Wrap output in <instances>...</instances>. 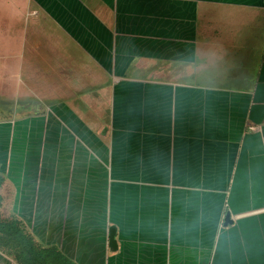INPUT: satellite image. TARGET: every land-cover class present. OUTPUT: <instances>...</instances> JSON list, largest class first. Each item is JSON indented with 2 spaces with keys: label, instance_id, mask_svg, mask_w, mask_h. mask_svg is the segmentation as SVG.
I'll return each instance as SVG.
<instances>
[{
  "label": "crops",
  "instance_id": "obj_1",
  "mask_svg": "<svg viewBox=\"0 0 264 264\" xmlns=\"http://www.w3.org/2000/svg\"><path fill=\"white\" fill-rule=\"evenodd\" d=\"M0 100L2 206L42 247L264 264V0H0Z\"/></svg>",
  "mask_w": 264,
  "mask_h": 264
},
{
  "label": "trees",
  "instance_id": "obj_2",
  "mask_svg": "<svg viewBox=\"0 0 264 264\" xmlns=\"http://www.w3.org/2000/svg\"><path fill=\"white\" fill-rule=\"evenodd\" d=\"M0 176V185L3 184ZM0 193V208L2 206ZM13 255L18 264H72L56 248H45L27 234L22 223L17 219L4 221L0 219V249ZM59 256L62 257L61 260Z\"/></svg>",
  "mask_w": 264,
  "mask_h": 264
},
{
  "label": "rangeland",
  "instance_id": "obj_3",
  "mask_svg": "<svg viewBox=\"0 0 264 264\" xmlns=\"http://www.w3.org/2000/svg\"><path fill=\"white\" fill-rule=\"evenodd\" d=\"M9 111H12V105L10 107V103L8 101H3L0 100V118H1V114L6 115L9 113ZM14 111V110H13ZM12 113V112H11ZM0 189H2V192L4 193V198L5 200H7L8 196V187L6 186V184L4 186L0 185ZM12 214H9L8 212V208H7V204L5 203L2 208H0V219L4 220V221H9L12 220ZM39 244V243H38ZM0 254H5L7 256V253L5 252L4 249H0ZM11 258L15 259L14 256L11 254L9 255ZM62 257L59 256V259L61 260Z\"/></svg>",
  "mask_w": 264,
  "mask_h": 264
},
{
  "label": "water",
  "instance_id": "obj_4",
  "mask_svg": "<svg viewBox=\"0 0 264 264\" xmlns=\"http://www.w3.org/2000/svg\"><path fill=\"white\" fill-rule=\"evenodd\" d=\"M232 216L230 213H227L226 215V221L225 224L232 223ZM110 244L112 247H116V228L114 226L110 229Z\"/></svg>",
  "mask_w": 264,
  "mask_h": 264
}]
</instances>
